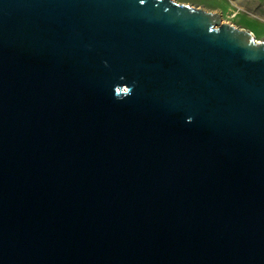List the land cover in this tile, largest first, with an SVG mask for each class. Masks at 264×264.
<instances>
[{
	"label": "water",
	"instance_id": "obj_1",
	"mask_svg": "<svg viewBox=\"0 0 264 264\" xmlns=\"http://www.w3.org/2000/svg\"><path fill=\"white\" fill-rule=\"evenodd\" d=\"M0 264H264V42L172 0H0Z\"/></svg>",
	"mask_w": 264,
	"mask_h": 264
},
{
	"label": "rangeland",
	"instance_id": "obj_2",
	"mask_svg": "<svg viewBox=\"0 0 264 264\" xmlns=\"http://www.w3.org/2000/svg\"><path fill=\"white\" fill-rule=\"evenodd\" d=\"M221 17V25L228 24L238 30L252 33L264 42V0H172Z\"/></svg>",
	"mask_w": 264,
	"mask_h": 264
}]
</instances>
